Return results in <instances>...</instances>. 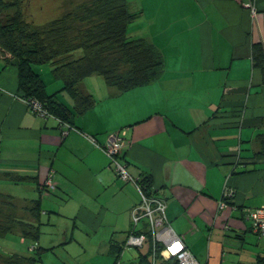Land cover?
<instances>
[{
	"label": "crops",
	"instance_id": "1",
	"mask_svg": "<svg viewBox=\"0 0 264 264\" xmlns=\"http://www.w3.org/2000/svg\"><path fill=\"white\" fill-rule=\"evenodd\" d=\"M45 1L62 14L88 0ZM127 6L139 12L127 34L155 43L163 72L126 91L98 73L86 76L79 88L94 104L73 116L65 135L56 117L36 114L21 99L17 67L0 57V185L11 187L0 188V237L14 233L28 251L0 253L1 263L25 264L21 258L37 252V264L45 252L68 250L75 230L93 244L90 233L107 229L114 264L140 198L101 147L108 133L123 128L130 174L151 177L170 225L200 263L264 264V236L247 215L264 206V73L252 62V44H264V0H127ZM34 68L48 92L62 86L51 65ZM56 96L73 108L67 92ZM48 177L54 188L45 186ZM227 189L233 194L224 196Z\"/></svg>",
	"mask_w": 264,
	"mask_h": 264
},
{
	"label": "trees",
	"instance_id": "2",
	"mask_svg": "<svg viewBox=\"0 0 264 264\" xmlns=\"http://www.w3.org/2000/svg\"><path fill=\"white\" fill-rule=\"evenodd\" d=\"M26 13L23 0H0V57L17 67L19 96L37 100L60 123L73 124L74 115L94 104L93 96L79 88V83L92 73L102 75L109 85L126 91L156 80L163 72L164 56L155 43L145 36L127 34L128 24L139 14L128 8L127 0H88L38 27L26 18ZM123 59L128 67L120 63ZM252 62L264 73V44H252ZM42 64H50L53 77L62 81L57 91L48 92L45 80L35 70V65ZM58 91L69 94L73 108L57 98ZM27 105L34 111L30 103ZM123 149L120 157L127 164ZM136 180L146 193L156 194L149 175ZM232 194L227 189L224 196ZM144 232L150 240L149 231ZM150 254L149 243L147 251L138 254L141 264H150ZM38 258L36 252L22 257L21 261L34 264Z\"/></svg>",
	"mask_w": 264,
	"mask_h": 264
},
{
	"label": "built area",
	"instance_id": "3",
	"mask_svg": "<svg viewBox=\"0 0 264 264\" xmlns=\"http://www.w3.org/2000/svg\"><path fill=\"white\" fill-rule=\"evenodd\" d=\"M21 99L30 103L31 108L38 115L51 116L37 100H27L23 97ZM61 126L63 135L70 128H74L67 122H62ZM89 138L95 141L94 137ZM124 145L125 129H120L110 132L106 142L101 146L118 177L123 181L133 182L140 195L138 203L130 210V230L123 242V249L133 246L137 249L138 254H142L147 251V246L150 243V264H202L170 225L166 215L165 200L156 194L146 193L142 185L130 174L128 165L120 157ZM44 184L50 189L55 187V182L51 177H48ZM219 205L222 207L225 203L220 201ZM247 215L253 231L258 236H264V206L249 209ZM145 230L149 231L150 240H148L149 236L144 232ZM114 264H141V261L138 257L128 261L118 258Z\"/></svg>",
	"mask_w": 264,
	"mask_h": 264
},
{
	"label": "rangeland",
	"instance_id": "4",
	"mask_svg": "<svg viewBox=\"0 0 264 264\" xmlns=\"http://www.w3.org/2000/svg\"><path fill=\"white\" fill-rule=\"evenodd\" d=\"M27 1L23 2V5H26L28 15L26 13V18L33 20L36 27L43 24L59 15L61 11H55L52 6H49L50 3L43 0H29V3L25 4ZM38 3V4H36ZM122 65L128 67V63L123 59L120 62ZM50 64L35 65V67L47 69ZM0 188H11L9 185H0ZM55 218V217H54ZM66 220H60L58 223L59 228L65 226ZM69 235L68 231L65 236ZM75 242H72L67 249L59 248L53 252H45L42 255V262L37 264H112L113 257L108 251V239L110 233L107 229H102L98 234L90 233V238L93 244L89 243L85 235L81 231L75 230L74 232ZM123 234H117L118 237H122ZM16 234L9 233L6 237H0V253L12 252L15 247H20L19 252L27 254V247L25 245H20L16 243ZM79 241V242H78ZM138 251L135 247L131 246L126 248L124 253V259L130 257H138ZM0 264L1 263L0 261Z\"/></svg>",
	"mask_w": 264,
	"mask_h": 264
}]
</instances>
